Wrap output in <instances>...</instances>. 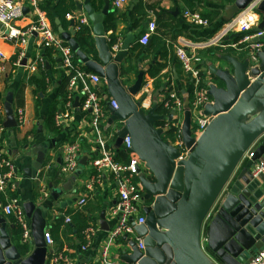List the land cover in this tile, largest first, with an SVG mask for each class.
<instances>
[{
	"label": "crops",
	"instance_id": "1",
	"mask_svg": "<svg viewBox=\"0 0 264 264\" xmlns=\"http://www.w3.org/2000/svg\"><path fill=\"white\" fill-rule=\"evenodd\" d=\"M189 1L190 3L186 0H127L123 5L116 7L111 0L109 13L104 20V25L108 29L106 35L111 43V48L114 43H119V49L114 53H117L121 46L128 41L127 55L120 63L122 79L126 85H132L137 81L140 73H143L144 81L135 99L145 112L153 111L158 116L159 120L154 123V129L155 131L156 128L159 129V136L164 144L172 143L175 140L174 128L168 127V122L172 118L169 116L170 114L173 115V109L166 105L167 102L171 105L173 103L170 100L171 91L178 93L183 99L185 106L181 113L183 124L187 109L191 111L192 120L196 113L191 106L193 80L181 66L175 52L176 46H185L188 42H202L212 37L230 16L239 11L235 5L236 0ZM80 4H91L96 12H101L105 6V0L102 3L94 0H76V8L73 13L67 14L66 12L63 15L57 11L53 2L41 0V9L44 5L52 11L53 18L51 20L47 11L43 10L50 26L66 42L68 41L63 37L60 29L63 28L64 31L71 34H73L71 30L74 31L73 37L78 41L76 33L80 28V18L84 15L89 21L88 24L84 25L90 27L92 38L94 36L93 22L87 11L79 7ZM188 10L199 12L203 17L208 18L209 24L198 25L193 23L185 14ZM258 15L259 21L251 32L262 28L264 25V12L259 11ZM36 18L38 16L29 9L26 15L17 20L14 25L19 29H26L36 21ZM152 20L157 24V31L153 33L148 43L144 44L140 39ZM6 29L4 25L0 24V51L5 55V58L0 60V109L4 113L5 121V101L9 95H12L17 127L8 128L5 126L1 144L4 146V154L10 159L14 168L11 190L17 193L19 204L23 206L24 203L32 201L36 207L45 206L47 208L45 230L51 231L54 244L48 246L45 263L54 256L62 255L69 258L72 264H99L106 245L109 247L110 258L133 263L128 259L134 252L132 242L136 241L137 236H139L134 226L135 220L138 216L145 217L146 221L151 219L150 214L145 211L147 201L143 198L140 202V209L134 217V223L132 222L135 233L122 234L112 238L111 232L118 222V216L114 214L120 200L118 181L109 170H99L92 165V160L103 153L100 144L96 141L97 136L91 123L94 110L84 109L81 103L83 95L80 90L73 91L69 88L70 82L67 81L69 76L71 78L72 73L64 64L62 55L57 49L45 46L37 31L30 33L27 43L23 46L9 42L3 36ZM112 37L116 39L115 42L111 41ZM242 37L243 33H234L225 40V46H207L197 50V54L202 58L201 65L207 89H209V83L216 81L211 70L213 65L226 64L223 56L229 54L240 61H244L250 58V53L255 55L254 52L264 51V37L255 39V42L262 44L258 50H253L246 43H240ZM234 43L237 45L234 46ZM91 53L95 54L96 50L94 49ZM75 61V64L86 73L98 74L88 69L79 59L75 58ZM33 65L36 66L35 70L31 69ZM30 75H38V77L45 75L46 89L43 91L37 84L29 82ZM147 84L149 85L148 92L143 89ZM67 85L64 103H61L56 115V122L60 129L57 134H54L46 127L45 119L48 107L55 100L62 101L63 89ZM95 87L103 108V118L100 125L101 135L107 142V149L112 151L119 160H125L131 154H137L140 157L134 149L127 152L124 143L120 147L116 145L124 122L112 120L111 107H113L112 100L114 98L109 91L106 80L103 78L102 83L95 85ZM77 100L78 105L75 104ZM144 101L147 106L144 105ZM251 104L254 107L253 110L244 114ZM21 111L25 119L23 124L20 122ZM61 113L68 115L59 118ZM263 114L264 82L253 97H250L238 108L233 118L244 127H249L255 124ZM228 123L231 121L224 122V124ZM239 133L240 130L237 129L230 136L224 137V139L221 137L217 141H213L215 133L209 136L192 165L190 176L198 178L193 198L177 215L163 219L161 228L165 234L181 239L179 233L188 224L194 203L207 173L223 149ZM202 136L203 133L199 134L198 138ZM74 142L78 143L81 148L78 167L74 172L64 173L62 171L64 148ZM263 143L264 133L255 138L247 151L241 154L225 178L220 197L217 198L209 216L196 225L192 236L194 259L200 258L198 252L202 256L201 250L198 251L199 241L203 255L206 257L204 260L208 264H219L206 246L208 225L218 210L219 200L228 193L233 185L245 184V181L250 180L253 183L252 187L264 194V176L252 174L254 164L248 168L250 159L248 152L250 153L252 150L254 153ZM84 155H90L88 162L83 167L82 172L75 176L80 165V159ZM40 157H43L42 166L37 169L34 164L38 163ZM261 158H264V151L261 152ZM4 170L7 171L6 167ZM222 171L223 165L215 177L220 176ZM144 175L152 182L157 183L158 180L151 166L140 157V172L136 179L142 183L141 178ZM215 183L216 179L213 180L212 187ZM81 198L86 199L84 205L79 203ZM6 202V197L2 194L0 215L6 219V230L10 236V241L12 246H19L23 254L27 255L35 247L31 218L25 214L30 225V238L25 239L24 230L15 216L5 212ZM103 213L105 214L104 217H102ZM67 217L70 218V221L67 220ZM105 226L108 227V230L104 228ZM90 227H94V232L87 236Z\"/></svg>",
	"mask_w": 264,
	"mask_h": 264
},
{
	"label": "water",
	"instance_id": "2",
	"mask_svg": "<svg viewBox=\"0 0 264 264\" xmlns=\"http://www.w3.org/2000/svg\"><path fill=\"white\" fill-rule=\"evenodd\" d=\"M251 1L236 0L237 10L244 9ZM110 3L111 0H105L101 12H96L91 4L79 5L87 11L93 22L95 54L80 47L79 42L73 37L74 31L71 30L73 34L64 31L63 28L60 31L78 59L88 69L106 80L109 91L117 102L118 108L111 107L112 120H122L124 125L119 132L116 145L120 147L125 136L129 134L132 137L133 149L151 166L158 180L154 183L145 175L141 178L145 191L144 199L148 203L145 211L150 214L151 219L141 224L134 223L132 219L139 237L143 239L144 248L139 247L137 240L133 241L134 252L128 260L138 264H208L204 260L205 256L199 241L198 251L201 250L202 256L198 252L200 258L194 259L192 236L196 225L209 216L217 198L220 197L225 178L232 166L241 154L247 151L255 138L264 133V114L249 127H244L233 118L238 108L253 97L264 82V51L260 50L255 55L250 53V58L244 61L228 54L222 57L225 65H213L211 70L216 81L209 83L208 93L211 102L205 106V114L214 116V120L203 132V136L197 138L191 111L187 109L183 124V144L188 148L189 153L180 159L181 148L171 142L164 144L159 136V129L156 128L155 131L154 123L159 120L158 116L153 111L145 112L135 99L144 81L143 73H140L137 81L132 85H126L122 79L120 63L127 55L128 41L117 53L112 51L106 35L108 29L104 25ZM258 9L264 12V0ZM28 10V7H24L25 12ZM12 101V95H9L5 101L4 124L8 128L17 127ZM75 104H79L78 100ZM253 108L251 104L244 114L251 112ZM169 117L171 118L172 114ZM226 121L231 123L224 124ZM237 129L240 133L223 149L207 173L188 224L179 233L181 239L168 236L162 231V221L165 217L177 215L193 198L198 178L190 176L192 165L209 136L215 133L213 141H217L221 137L224 139L230 136ZM262 151H264V143L254 151L248 161V168L261 158ZM89 156H82L75 176L82 172ZM42 161L43 157H40L34 166L40 169ZM222 165L223 171L216 178L215 175ZM215 179L216 183L212 187ZM252 184L247 180L245 184L233 185L219 200L218 210L209 222L206 246L219 264H252L264 250V194L253 188ZM21 207L31 218L34 250L24 255L19 246H12L6 230V219L0 215V264H45L48 250L45 239L47 208L36 207L32 201L24 203ZM104 215L103 213L102 217ZM104 228L108 230V227Z\"/></svg>",
	"mask_w": 264,
	"mask_h": 264
},
{
	"label": "built area",
	"instance_id": "3",
	"mask_svg": "<svg viewBox=\"0 0 264 264\" xmlns=\"http://www.w3.org/2000/svg\"><path fill=\"white\" fill-rule=\"evenodd\" d=\"M127 0H113L116 7L123 5ZM263 0H252L247 7L239 10L232 18L228 19L221 28L210 38L202 42H188L183 45H177L175 52L179 59L181 66L185 72L191 76L193 80V99L192 109L196 111L193 119V127L196 132V136L203 133L213 122L214 116L205 114V106L211 102V97L205 86V76L203 74L201 61L202 58L197 54V50L201 47L207 46H225V40L234 33H243L240 43H246L253 50L260 49L262 44L255 42V39L264 37V27L251 32L254 26L259 21V5ZM24 7H28L30 11H33L38 18L36 21L26 29H19L15 27L14 23L23 18L26 15ZM186 16L193 23L198 25H208L209 20L203 17L197 11H186ZM82 24H88V18L84 15L80 18ZM0 24L4 25L7 29L4 33V38L16 43L17 45H25L28 41L30 33L37 31L43 41V44L47 47L51 46L57 49L63 58L64 64L71 71L69 88L73 91L79 89L81 94L85 97L83 103L84 109L94 110V116L92 118V126L96 133V141L100 144L103 153L102 155L92 160V165L99 170H109L118 181V193L119 203L114 210V214L118 216V222L111 232L112 238L118 237L122 234L131 233L134 234V228L132 219L137 215L140 209V202L144 198V187L142 183L136 179L139 175L140 157L137 154H131V156L125 160H119L114 156V153L107 149V142L101 135V120L103 118V108L100 104V97L97 93L95 85L102 83L103 78L95 73H86L77 64H75V52L72 47L60 35L50 26L45 12L41 9V0H0ZM157 24L155 21H150L147 27V31L141 37V42L146 44L150 40L153 33L156 32ZM234 46L237 43L233 44ZM112 51L119 49V43L112 45ZM257 53V52H254ZM5 55L0 51V60L4 59ZM32 70L36 69V66L31 67ZM149 85L144 86V90L148 92ZM145 99V98H144ZM170 100L172 105L167 102L168 107H172L173 115L168 122V127H173L175 130V140L173 145L180 147L182 155L180 159H183L188 153V148L183 144V119L181 113L184 109L183 99L178 93L171 91ZM147 106L146 102H143ZM112 106L118 108L117 102L112 100ZM68 114L59 115V118H63ZM25 121L23 112H20V122L23 124ZM170 129V128H166ZM5 130L4 125V113L0 109V198L2 194L6 197V204L4 206L5 212L9 215H14L21 228L24 230V238H30V225L25 213L19 204L17 198L10 199L6 192L13 186V166L10 159L4 154V146L2 142V134ZM124 145L127 152L132 151L133 143L132 137L128 134L124 138ZM80 145L78 143H71L64 148V163L62 171L64 173H71L76 170L79 163ZM253 151L248 152V157L252 158ZM4 166L9 170L4 171ZM252 174L254 176H264V158L258 159L252 168ZM80 205L86 203L85 198H81ZM70 221V218L67 217ZM138 224L146 221L145 217L138 216L135 220ZM87 236H90L94 232V227H90ZM45 239L48 246L54 244V238L50 230L45 232ZM137 243L140 248H144L143 239L137 236ZM109 247L106 245L102 252V257L99 264H138L128 263L121 260L113 259L109 257ZM45 264H72L69 258L58 255L52 257ZM252 264H264V250L256 257Z\"/></svg>",
	"mask_w": 264,
	"mask_h": 264
},
{
	"label": "trees",
	"instance_id": "4",
	"mask_svg": "<svg viewBox=\"0 0 264 264\" xmlns=\"http://www.w3.org/2000/svg\"><path fill=\"white\" fill-rule=\"evenodd\" d=\"M94 1H99L102 3L104 0H94ZM50 2H53L55 4L57 11L60 12L62 15L64 13L66 14V12H67V14H71V13H73V10L76 8V0H50ZM186 2L190 3L189 0H186ZM42 10L47 11L48 16L52 20V18H53L52 11L47 6H44V5H42ZM159 17L161 20L162 19L161 15ZM156 31H157V29H156ZM76 38L78 39L80 47L82 49H84L85 51L91 53L95 49L93 38L91 35V30H90V27H88L87 25L80 23V28L76 33ZM111 41L115 42L116 39L112 37ZM76 59H78V58L76 57ZM123 73L125 74L124 71H123ZM69 79H70V76H69L68 81H67L68 83H69ZM29 82L37 84L38 87L43 91L46 89V86H47L45 75H43L42 77H38V75H30ZM67 87H68V85L65 87V89H63L64 92L62 94V96H63L62 101L55 100V101L51 102L49 104V107H48V112H47L46 119H45L46 120V127L54 134H57L59 132V129H60V127L58 126V124L56 122V115L60 109L61 103L62 102L64 103V99H65V96L67 93ZM84 101H85V97L82 96L81 103L83 104ZM163 111H164V109H163ZM5 167L6 166H4L3 168H5ZM6 169L8 170L7 167H6ZM6 194H7V196H9L10 199L18 198L17 193L14 190H11V188L7 190Z\"/></svg>",
	"mask_w": 264,
	"mask_h": 264
}]
</instances>
